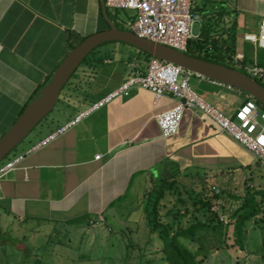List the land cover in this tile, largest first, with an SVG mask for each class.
I'll use <instances>...</instances> for the list:
<instances>
[{"label":"crops","instance_id":"1","mask_svg":"<svg viewBox=\"0 0 264 264\" xmlns=\"http://www.w3.org/2000/svg\"><path fill=\"white\" fill-rule=\"evenodd\" d=\"M211 1L209 9L225 13L223 22L212 21L224 33L216 54L227 56L231 48L233 60L264 62V50L245 40L246 34L259 30L264 0ZM102 14L100 0H0V139L50 82L72 46L107 29ZM134 65L146 67V56L115 44L91 58L63 89L52 114L10 158L23 155L22 162L0 177V217L68 225L90 216L91 221L105 218L109 225V217L121 205L111 206L113 202L135 187H140L144 200L154 181L175 168L203 169L216 178L241 170L251 178V187L261 183L254 174L253 168L259 166L254 155L210 117L172 96L155 102L151 91L139 88L38 148L61 126L118 89L133 75ZM193 78L199 81L195 86L203 90V98L227 115L251 97L203 76ZM99 154L102 157L96 159Z\"/></svg>","mask_w":264,"mask_h":264},{"label":"rangeland","instance_id":"2","mask_svg":"<svg viewBox=\"0 0 264 264\" xmlns=\"http://www.w3.org/2000/svg\"><path fill=\"white\" fill-rule=\"evenodd\" d=\"M196 2L200 4L201 0ZM109 11L114 12L112 9ZM132 13V11L120 10L119 18L127 20ZM202 23L201 17L195 22L199 26L195 27L194 35ZM115 44L139 52L136 47L123 42H110L100 46L81 64L64 90L91 58L113 48ZM191 84L200 96L205 95L202 89L195 86L200 84L198 80L193 78ZM96 92L98 90L95 89ZM18 148L2 163L10 160ZM259 166L253 169L255 177L261 183L254 187L264 190V176ZM178 178L181 197L191 207L196 199L206 198L207 193L212 195L209 192L214 191L215 188L223 190L228 184L233 196L242 195L248 175L240 170L216 178L213 173L206 170L192 169L184 170ZM153 188L154 184L148 189L145 197ZM141 192L140 187H135L133 192L124 197L120 207L116 208L115 215L109 217V225L105 223V218L98 219L100 221L98 224L88 226L86 222L45 225L0 217V264H166L162 261L163 242L151 231L147 222L149 207L144 203L146 199L140 200L143 197ZM179 198L178 191H174L163 200L162 219L165 223H170L174 231L180 225H190L194 219V212L189 213L185 218H176L178 209L183 207ZM241 203L227 196L223 198L222 214L226 224V234L223 237L215 233L203 240L207 232H202L186 240V243L183 240L185 244L196 250L198 247L203 248L205 253L201 254L200 259L204 258L205 254L208 255L203 264H264V215L263 222L258 219L259 222L251 221L248 224L245 250L241 251L234 245V226L228 225L229 222L231 223L229 215ZM182 212L184 213V210ZM197 215L203 217L202 213Z\"/></svg>","mask_w":264,"mask_h":264},{"label":"built area","instance_id":"3","mask_svg":"<svg viewBox=\"0 0 264 264\" xmlns=\"http://www.w3.org/2000/svg\"><path fill=\"white\" fill-rule=\"evenodd\" d=\"M108 9L132 11L133 20L128 25L141 38L163 44L182 52H187L189 41L194 37L195 22L200 16L194 14V0H105ZM245 40L264 50V19L257 33H248ZM247 73L258 81L264 82V65L259 63L243 64L234 59ZM135 72L118 89L94 103L73 120L61 126L39 146L63 135L77 125L83 118L119 97H130L136 88L149 90L155 102L165 96H172L183 105L199 110L212 119L224 132L251 152L264 174V110L252 99H247L232 115H227L213 104L207 102L192 87L194 73L177 65L152 57L146 67L134 65ZM102 155L96 156L100 159ZM24 159L18 156L0 163V177L15 169ZM220 193V189H214ZM221 200L216 201L214 211H219ZM221 220L225 218L221 216ZM93 225L100 221H92Z\"/></svg>","mask_w":264,"mask_h":264},{"label":"trees","instance_id":"4","mask_svg":"<svg viewBox=\"0 0 264 264\" xmlns=\"http://www.w3.org/2000/svg\"><path fill=\"white\" fill-rule=\"evenodd\" d=\"M210 3H212L211 0H205L202 5H198L196 0L193 3V12L194 14L200 15V17L203 19V23L201 24L197 35H194V37L189 41V47L186 53L206 61H211L238 69L248 74L242 66L234 62L232 58V55L234 54L232 51H230L231 48L228 49L227 56H219L216 54V52H218V47L222 45L220 38L223 37L224 33L221 32L222 30L220 31L218 29V26L215 27L212 24V21L213 19H217L223 22L225 13L224 10L219 11L216 9H209L208 5ZM109 10L110 9H108V11ZM119 12L120 10H114V12L109 11L110 18L120 29L131 30L128 22L129 20H133L134 17L129 15L127 20H121L119 18ZM107 28H109L108 22ZM85 39L86 38H84L82 41ZM225 42L226 41H224V43ZM76 46L77 45H73L72 49H74ZM138 50L140 53L146 56L147 62L153 57L140 49ZM260 64L264 65V62H261ZM259 82L264 85V82ZM250 98L254 99L264 110V105L262 103L253 97ZM183 172L184 170L175 168L170 173L160 175L154 181L153 190L148 192L147 196L145 197L146 200H144V203L149 207L147 210V222L150 225L151 231L156 233L163 242V247L161 249L162 261L166 264L204 263L208 255L205 254V257L200 259L201 254L205 253L203 252V248L198 247L196 250L185 243L186 240L190 239L191 237H196L202 232H207L205 233V236H203V240H206L208 236H211L215 233H218L221 235V237L226 234V224L221 220V216H223L222 204L219 211L213 210L216 201L221 200V203H223V198L225 196L237 199L242 202L241 205L231 215H229L231 223L229 222L228 225L234 226V245L238 246L241 251H244L246 248L248 224L251 221L259 222L260 219V221L263 222L262 216L264 215V190H258L254 187H251V178H248L245 181L244 193L242 195L233 196L228 187L230 184H228L223 190L220 189V193H216L215 190L209 192L212 193V195L207 193L205 195L206 198L200 197L199 199H196L194 204L189 207L182 199V193L179 191L180 181L178 177H180ZM225 185L226 184H224V186ZM204 188L208 191L206 186H204ZM174 191H178V195H180L179 202L183 204V207L178 209L176 218H185L187 215H189V213H195H193L194 219L190 225H180L176 231L173 230L174 228L170 225V223H165L162 219L163 200L166 199L170 192ZM123 199L124 197L119 198L117 201L113 202L111 206H115L123 202ZM183 210L184 213L182 212ZM200 213L203 214V217L197 215ZM91 219L92 218L90 216H84L79 219L71 220L68 222V224H81L86 222L87 225L90 226L92 224Z\"/></svg>","mask_w":264,"mask_h":264},{"label":"water","instance_id":"5","mask_svg":"<svg viewBox=\"0 0 264 264\" xmlns=\"http://www.w3.org/2000/svg\"><path fill=\"white\" fill-rule=\"evenodd\" d=\"M103 15L109 28L93 34L78 44L66 56L50 82L37 94L23 114L0 139V163H2L33 131L53 112L61 93L83 61L98 47L108 42H124L153 57L189 70L196 75L235 87L264 105V85L238 69L206 61L186 52L141 38L132 30L120 29L110 18L105 0Z\"/></svg>","mask_w":264,"mask_h":264}]
</instances>
